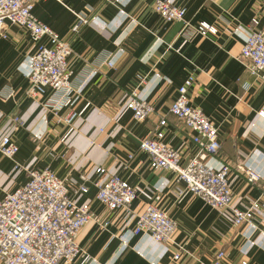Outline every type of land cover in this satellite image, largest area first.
<instances>
[{
	"label": "crops",
	"instance_id": "0c3cea01",
	"mask_svg": "<svg viewBox=\"0 0 264 264\" xmlns=\"http://www.w3.org/2000/svg\"><path fill=\"white\" fill-rule=\"evenodd\" d=\"M155 0H38L33 15L70 45L68 65L73 84L84 71L92 72L80 90L56 111L37 108L25 93L30 59L35 44L19 27L0 38V116L16 112L22 124L12 135L18 146L14 160L0 155V198L26 181L25 172L13 173L14 162L34 169L48 168L69 183L79 182V171L97 166L118 169L136 189L131 205L134 214L156 205L176 223L172 244L156 242L148 235L123 226L126 215L109 212L95 199L94 183H87L82 201L90 203L91 219L77 233L76 243L85 251L74 264H209L223 251L221 264H264V214L252 224L233 226L227 214L201 199L180 198L169 171L153 172L149 157L139 151V141L157 131L164 142L180 149L182 161L194 152L191 133L169 114L178 88L188 77L194 84L189 103L218 127L219 157L206 164L218 170L230 166L233 199L248 207L264 196V82L252 77L239 58L250 31L264 32V0H164L185 9L184 21L164 22L154 12ZM88 19L78 34L70 33L76 17ZM201 24L215 30L202 36ZM42 44L48 45L46 39ZM110 60L112 67L105 62ZM140 78L144 82L140 83ZM135 92L153 107L152 116L135 122L121 110ZM8 93H12L9 95ZM48 92L41 98L46 99ZM76 111L72 128L61 120ZM160 119L166 121L160 126ZM0 120V134L4 130ZM243 169L260 180H246ZM181 257L174 261L177 246Z\"/></svg>",
	"mask_w": 264,
	"mask_h": 264
},
{
	"label": "built area",
	"instance_id": "2783aa9c",
	"mask_svg": "<svg viewBox=\"0 0 264 264\" xmlns=\"http://www.w3.org/2000/svg\"><path fill=\"white\" fill-rule=\"evenodd\" d=\"M37 1L0 0V38L6 39L7 30L14 26L29 34L36 49L30 59L25 95L37 108L55 112L84 86L92 72L80 73L77 83L73 84V73L68 65L70 45L33 15L32 9ZM152 7L164 22L184 21L185 9L169 1L155 0ZM88 22L87 18L77 16L70 33L78 34ZM197 32L202 36L215 34V30L205 24L199 25ZM44 39L48 45L41 43ZM239 58L255 80L264 82L263 31H250ZM105 63L112 67L110 60L106 59ZM139 82L143 83L144 78ZM193 84L194 77H188L178 88V96L169 107V114L181 121L191 133L194 147L191 156L183 162L180 149L166 144L162 131L140 140L138 149L148 155L151 171L174 174L176 184L181 185L177 190L180 198L190 195L201 199L212 209L227 214L233 226H253L256 214H264V196L248 207L240 206L233 199L229 164H221L218 170H212L206 164L207 158L219 157L221 142L218 127L201 109L189 103L188 91ZM48 92L51 95L46 101H41ZM125 109L132 113L135 122L145 121L153 114L152 105L140 100L135 92L122 103L120 111ZM259 116L264 119V109ZM77 119L78 113L72 110L61 120L72 128L69 136ZM0 120L5 124L0 134V155L14 160L18 146L12 135L22 120L16 112L1 115ZM159 125L165 126L166 121L160 119ZM22 171L26 174L25 183L5 192L0 198V264H74L78 256L84 255L85 251L76 243L75 237L91 219L90 203L82 201V197L88 193L87 183L94 175L99 176L94 183L96 201L109 212L124 213L126 220L123 226L132 224L135 235L145 234L156 242H174L176 223L166 211L149 205L137 215L132 212L136 189L121 177L118 169L109 170L104 166L84 169L79 171L78 183L60 179L48 168L38 170L14 162L13 173L18 175ZM243 172L251 184L260 180L249 169H243ZM182 252L183 247L177 246L172 260L177 261ZM223 256V251L218 252L209 264H221Z\"/></svg>",
	"mask_w": 264,
	"mask_h": 264
}]
</instances>
